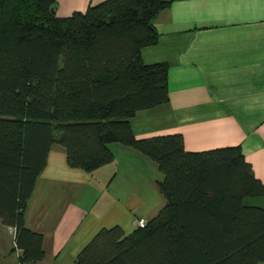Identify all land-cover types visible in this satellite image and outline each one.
<instances>
[{
  "label": "trees",
  "instance_id": "1",
  "mask_svg": "<svg viewBox=\"0 0 264 264\" xmlns=\"http://www.w3.org/2000/svg\"><path fill=\"white\" fill-rule=\"evenodd\" d=\"M163 0H104L57 18L55 0H0V223L19 264L42 260L24 211L49 149L91 173L110 144L152 161L162 207L141 229L97 231L74 264H264V186L238 146L187 152L179 134L136 138L128 119L166 103L167 67L144 65Z\"/></svg>",
  "mask_w": 264,
  "mask_h": 264
},
{
  "label": "crops",
  "instance_id": "2",
  "mask_svg": "<svg viewBox=\"0 0 264 264\" xmlns=\"http://www.w3.org/2000/svg\"><path fill=\"white\" fill-rule=\"evenodd\" d=\"M104 0H55L69 17ZM169 1L153 21L156 41L139 50L144 65L167 67L166 103L128 119L136 138L179 134L187 152L238 146L264 186V0ZM112 145V144H110ZM112 161L91 173L69 168L52 146L24 211L25 227L42 237L36 264H74L103 228L134 230L163 205L155 164L113 144ZM13 229L0 223V264H19Z\"/></svg>",
  "mask_w": 264,
  "mask_h": 264
},
{
  "label": "built area",
  "instance_id": "3",
  "mask_svg": "<svg viewBox=\"0 0 264 264\" xmlns=\"http://www.w3.org/2000/svg\"><path fill=\"white\" fill-rule=\"evenodd\" d=\"M144 226H145V221H143L142 219H137V220L134 221V227L135 228L141 229ZM18 254H19V252L17 251V257H18Z\"/></svg>",
  "mask_w": 264,
  "mask_h": 264
},
{
  "label": "water",
  "instance_id": "4",
  "mask_svg": "<svg viewBox=\"0 0 264 264\" xmlns=\"http://www.w3.org/2000/svg\"><path fill=\"white\" fill-rule=\"evenodd\" d=\"M50 12L53 13L54 12V9H51Z\"/></svg>",
  "mask_w": 264,
  "mask_h": 264
},
{
  "label": "rangeland",
  "instance_id": "5",
  "mask_svg": "<svg viewBox=\"0 0 264 264\" xmlns=\"http://www.w3.org/2000/svg\"><path fill=\"white\" fill-rule=\"evenodd\" d=\"M113 145V144H112ZM112 145H109V147H112Z\"/></svg>",
  "mask_w": 264,
  "mask_h": 264
}]
</instances>
